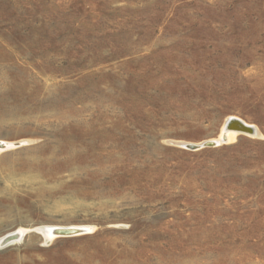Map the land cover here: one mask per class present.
Here are the masks:
<instances>
[{
  "label": "rangeland",
  "instance_id": "obj_1",
  "mask_svg": "<svg viewBox=\"0 0 264 264\" xmlns=\"http://www.w3.org/2000/svg\"><path fill=\"white\" fill-rule=\"evenodd\" d=\"M0 143V264H264V0H0Z\"/></svg>",
  "mask_w": 264,
  "mask_h": 264
},
{
  "label": "water",
  "instance_id": "obj_2",
  "mask_svg": "<svg viewBox=\"0 0 264 264\" xmlns=\"http://www.w3.org/2000/svg\"><path fill=\"white\" fill-rule=\"evenodd\" d=\"M234 124H237L238 127H233ZM226 129H233L239 133H245V134H253L254 128L253 127H244L239 123L238 121H230L225 125ZM221 142H225L222 140ZM219 142L216 141H205L202 145L206 147H211L217 145ZM190 149H195L199 147L198 145H188ZM45 237H46V231L44 229L39 230ZM86 230L82 228H76V227H58V228H53L50 230V233L54 236H71V235H76L82 232H85ZM20 239V234L15 233V234H10L6 236L3 240H1V244L5 245L8 244L12 241Z\"/></svg>",
  "mask_w": 264,
  "mask_h": 264
},
{
  "label": "bare ground",
  "instance_id": "obj_3",
  "mask_svg": "<svg viewBox=\"0 0 264 264\" xmlns=\"http://www.w3.org/2000/svg\"><path fill=\"white\" fill-rule=\"evenodd\" d=\"M234 118H235V117H234ZM230 121H238V122L241 123V125L244 126V127H253V126H251V125L245 123L244 121L239 120L238 118H237V119H229V120H227V121L225 122L224 127L222 128L220 135H219L218 138L216 139V142H220V141H222V140H224V141H229V140L233 139V137L235 136V134L237 133V131H235V130H233V129H226V127H225V125H226L228 122H230ZM233 127H238V125H237V124H234ZM253 128H254V127H253ZM257 133H258V132H257V129L254 128V132H253V134H257ZM208 141H212V140H208ZM0 146H3V144L0 143ZM4 146H7V144H5ZM41 228L44 229V230L47 232V233H46V238H47V240L49 241V239H51V238L54 236V235H52V234L50 233V230L53 229V228H58V227L44 226V227H41ZM21 233H22V232H21ZM4 238H5V237L0 238V241L3 240ZM47 240H46V241H47Z\"/></svg>",
  "mask_w": 264,
  "mask_h": 264
}]
</instances>
